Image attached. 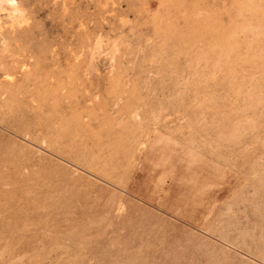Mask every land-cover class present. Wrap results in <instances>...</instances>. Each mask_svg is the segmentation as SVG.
I'll list each match as a JSON object with an SVG mask.
<instances>
[{
	"label": "rangeland",
	"instance_id": "rangeland-1",
	"mask_svg": "<svg viewBox=\"0 0 264 264\" xmlns=\"http://www.w3.org/2000/svg\"><path fill=\"white\" fill-rule=\"evenodd\" d=\"M14 1L0 264H264V0Z\"/></svg>",
	"mask_w": 264,
	"mask_h": 264
},
{
	"label": "bare ground",
	"instance_id": "bare-ground-1",
	"mask_svg": "<svg viewBox=\"0 0 264 264\" xmlns=\"http://www.w3.org/2000/svg\"><path fill=\"white\" fill-rule=\"evenodd\" d=\"M6 2H9L10 3V5H14V7L16 6L15 5V1L14 0H5ZM18 9V8H17Z\"/></svg>",
	"mask_w": 264,
	"mask_h": 264
}]
</instances>
